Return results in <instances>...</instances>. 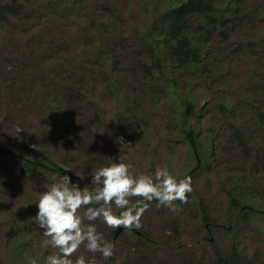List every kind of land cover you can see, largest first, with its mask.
I'll return each instance as SVG.
<instances>
[{
	"label": "rangeland",
	"instance_id": "1",
	"mask_svg": "<svg viewBox=\"0 0 264 264\" xmlns=\"http://www.w3.org/2000/svg\"><path fill=\"white\" fill-rule=\"evenodd\" d=\"M105 1L118 11L115 26L123 33L102 49L108 62L115 59L117 85L106 72L107 61L91 77L81 73L80 56L90 40L89 20L81 13L43 19L27 33L0 23V144L71 168V182L80 188L92 187L91 173L110 158L119 162L120 137L128 144L125 163L132 164L134 176L167 167L177 178L192 177L186 203L176 201L171 210L151 201L143 213L140 229L154 241L145 244L125 228L115 237L102 220H84L114 243V254L105 259L81 245L73 259L84 255L95 256L98 264H215L222 249L264 261V213H252L235 225L229 195L234 189L264 208V0H246L241 11L232 9L224 15L230 20L226 35L217 29L207 41L197 17L191 18L192 34L209 68L178 71L175 93L162 75L134 69L137 61L149 59L147 44L134 29L156 20L168 0H88L82 12L99 22ZM229 3L218 0L221 7ZM188 99L196 109L186 120ZM136 100L139 119L123 132L118 120L128 123L126 105ZM182 122L200 131V149L209 150L205 162L197 161ZM17 126L23 130L14 134ZM237 127L245 142H240ZM62 176L0 154V264H30L29 258L46 264L58 252L45 243L49 238L34 217L40 193L53 177ZM85 211L79 210L81 217Z\"/></svg>",
	"mask_w": 264,
	"mask_h": 264
},
{
	"label": "trees",
	"instance_id": "2",
	"mask_svg": "<svg viewBox=\"0 0 264 264\" xmlns=\"http://www.w3.org/2000/svg\"><path fill=\"white\" fill-rule=\"evenodd\" d=\"M88 0H0V23H9L16 29L22 32H29L30 27L36 22L47 18L63 19L70 15L77 16L79 13L84 15L86 20H89L88 29L90 31V40L86 43L88 48L82 52L79 61L80 71L91 77L96 66H100V62H106L107 55L102 52L103 47L109 41L120 39L122 32L116 29L115 24L119 21L118 11L115 10L109 1L102 3V12H99V22L94 16L89 17V12L86 10L85 3ZM246 0H230L228 6L221 7L218 5V0H168L164 7L160 9L158 17L151 23L142 28H135L134 33L139 40L147 44V52L149 59H142L134 64V69L138 72H146L150 75H162L160 78H165L168 87L172 93L177 91L176 74L178 71L189 72L197 71L199 68L208 67L207 60L203 57V47L198 43V40L192 34L190 20L197 17L199 20L198 27L205 31L203 38L207 41L215 35L216 30L226 35V28L229 26V17L232 9L241 11ZM239 13V12H238ZM111 15V18L108 16ZM98 16V17H99ZM97 48L99 50L97 51ZM96 50L92 52V50ZM107 74L113 80L114 85H117L115 73V59L107 61ZM221 107L227 110L229 105L222 102ZM141 105L136 100L131 106L126 105L129 113L128 123L123 119L118 120V126L126 132L131 129L132 122L136 124L139 119ZM196 107L191 99H188L184 108V118L189 120V117L194 113ZM137 111V112H136ZM183 123L182 132L185 140L188 142L192 151L196 154L198 162L204 158V162L208 159L209 150L200 149L202 141L199 137V130L192 127L191 124ZM89 124L86 126L88 128ZM237 134L240 137V142H245L243 130L237 127ZM199 131V132H198ZM0 154L9 156L15 160H19L25 165L34 167V169H49L60 175H68L74 177V172L71 168L52 160L49 156L33 157L31 155L18 152L11 147L0 144ZM229 190V195L233 204V212L231 218L234 219L235 225H239L252 216V213H264L263 207H258L251 204L240 193H235ZM155 201V200H153ZM134 202V201H133ZM204 219L207 224L208 214L205 207H202ZM128 230V229H125ZM117 229H113L112 233L116 237ZM135 234L143 243L149 244L154 241L143 230L132 229L128 230ZM119 235V234H118ZM259 259L247 258L239 251L217 250L215 264H264V261Z\"/></svg>",
	"mask_w": 264,
	"mask_h": 264
},
{
	"label": "clouds",
	"instance_id": "3",
	"mask_svg": "<svg viewBox=\"0 0 264 264\" xmlns=\"http://www.w3.org/2000/svg\"><path fill=\"white\" fill-rule=\"evenodd\" d=\"M22 130L17 126L14 134ZM118 139L121 145L119 162L110 158L108 165L92 172V187L80 188L68 175H63L59 179L53 177V183L40 193L34 220L45 229L43 235L49 238L45 243L58 249L47 257L46 264H98L95 256L72 258L81 245L88 252H99L105 259L114 254V243L106 240L94 223L85 224L84 220H102L113 229H139L151 201L171 210H176L174 202H187L193 190L191 176L177 178L167 167H157L152 174L134 176L130 171L132 164L125 163L128 156L123 148L128 144L122 137ZM78 176L84 178L83 174ZM81 208L86 209L83 217L79 214ZM29 260L30 264H37L36 259Z\"/></svg>",
	"mask_w": 264,
	"mask_h": 264
},
{
	"label": "water",
	"instance_id": "4",
	"mask_svg": "<svg viewBox=\"0 0 264 264\" xmlns=\"http://www.w3.org/2000/svg\"><path fill=\"white\" fill-rule=\"evenodd\" d=\"M122 228V227H121ZM121 228H118L116 231V236H118V234L120 233Z\"/></svg>",
	"mask_w": 264,
	"mask_h": 264
}]
</instances>
